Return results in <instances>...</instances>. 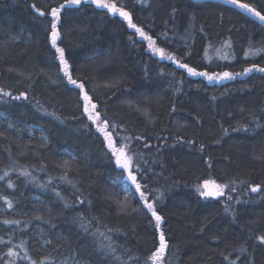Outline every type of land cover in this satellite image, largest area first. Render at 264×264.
Instances as JSON below:
<instances>
[{
  "label": "trees",
  "instance_id": "1",
  "mask_svg": "<svg viewBox=\"0 0 264 264\" xmlns=\"http://www.w3.org/2000/svg\"><path fill=\"white\" fill-rule=\"evenodd\" d=\"M241 1L264 15V0ZM115 2L164 57L88 0L62 9L57 45L163 217L160 264H264V190L251 191L264 189V72L208 80L167 58L209 74L264 67V51L245 56L264 50V28L215 2ZM62 3L0 0V264L70 254L85 264H153L155 220L60 71L48 13ZM204 180L226 185L223 195L201 197Z\"/></svg>",
  "mask_w": 264,
  "mask_h": 264
},
{
  "label": "snow or ice",
  "instance_id": "2",
  "mask_svg": "<svg viewBox=\"0 0 264 264\" xmlns=\"http://www.w3.org/2000/svg\"><path fill=\"white\" fill-rule=\"evenodd\" d=\"M82 2H84V0H64V3L60 4L59 7L51 8L50 13H48L52 18L50 42L52 47L55 48V51L58 54L60 71L63 72L65 77H67L68 82L79 88L81 92L84 101V113L87 114L88 120L96 124L97 131L101 132L104 135V139L107 141V146L110 149L112 155L115 157L116 165L122 168L125 172H127L128 178L131 180L132 184L135 185L136 192L139 193L140 200L143 201L144 208L151 213V216L155 220V228L159 232V246L155 249V251L152 253L151 257H149V259L153 262V264H160V261L164 257L165 251L168 247L165 234L163 231H161V223L163 217L158 214L154 203L151 202L146 197V193L144 191H141V185L138 182L136 175L131 171L132 157L127 155V145H121L117 147L111 132L107 131L109 127L108 122L104 121L103 124L98 123L100 121V114L98 111H96V104L92 102L91 97L85 91V85L83 83H78L77 80L73 79L70 72L69 63L67 59H65V50L57 45L58 39L61 38V33L59 31L58 24L61 20L62 9H65L70 5H79ZM88 2L94 4L97 8L107 9L109 13L118 14L119 16L123 17L124 20L128 22L129 27L135 29L136 33L139 34V36L143 37L149 42L148 46L154 53H156L161 57H164L166 55L165 49L157 47L155 44V40L147 33H145V31L142 28L138 27L135 23H133L130 13L126 11L122 6L118 7L115 0H88ZM227 2L235 5L236 7L245 9L246 11L252 13L254 16L258 17L261 22H264V15H262L260 11H257L256 8L253 7L252 5L248 3H243L241 2V0H227ZM33 8H35V5H33ZM36 11L41 16H44L46 14L44 11H41L38 8L36 9ZM260 51H264V50L262 49L250 50L248 52H245V56L256 55ZM167 58L176 62L179 67L186 69L188 74L192 76H197V75L204 76L208 80L231 79L236 75H244L253 70L264 72V67H258L257 65L253 64L251 67L245 68L243 72L240 73H231L226 71L220 74H209L206 71L199 72L195 67H190L188 64L180 63V61L176 60V58L171 54H167ZM4 95H8V93H4ZM24 96L25 93H21L20 96L15 97V99H20L21 97ZM112 127H115V125H112ZM201 148H203V145H201ZM225 187L226 185L217 184L213 180H204L202 184L196 186V190L197 192H199V195L201 197L209 198V197L222 196ZM261 190L264 189H262L260 185H255L252 186L251 188V191L254 193ZM233 191H235V189H233ZM127 195L128 193L127 191H125V196ZM121 204L123 205L125 204V202L122 201ZM8 206L11 207V202H8ZM5 223H9V222L5 221ZM258 239L261 242H264V236H260L258 237ZM9 255H14V253L11 250H9Z\"/></svg>",
  "mask_w": 264,
  "mask_h": 264
},
{
  "label": "rangeland",
  "instance_id": "3",
  "mask_svg": "<svg viewBox=\"0 0 264 264\" xmlns=\"http://www.w3.org/2000/svg\"><path fill=\"white\" fill-rule=\"evenodd\" d=\"M217 74V73H216ZM218 74H220V73H218ZM7 118H6V116L5 115H3V114H0V120L1 121H4V120H6ZM7 124H10V125H12V122L10 123L9 121L8 122H6ZM30 129V131H32V128H29ZM114 182H115V180H114ZM202 184V183H201ZM217 184H219V183H217ZM118 187L121 189V190H123L124 192L125 191H127V193L129 192V188H128V186L127 185H125V184H123V183H120L119 185H118ZM225 192V188H224V190H223V193ZM51 264H85L84 262H81L80 260H78V259H76V257H75V255H73V254H70V255H67V256H64V257H62V258H59V259H56V260H54Z\"/></svg>",
  "mask_w": 264,
  "mask_h": 264
},
{
  "label": "water",
  "instance_id": "4",
  "mask_svg": "<svg viewBox=\"0 0 264 264\" xmlns=\"http://www.w3.org/2000/svg\"><path fill=\"white\" fill-rule=\"evenodd\" d=\"M193 2L201 3V2H215V3H220L225 6H228L230 8H233L237 10L238 12L242 13L243 15L247 16L248 18L252 19L253 21L257 22L260 26L264 28V22H261L258 17L254 16L252 13L246 11L245 9L236 7L235 5L228 3L227 0H192ZM243 3H246L244 1H241ZM258 11V10H257ZM262 14V13H261ZM263 15V14H262Z\"/></svg>",
  "mask_w": 264,
  "mask_h": 264
},
{
  "label": "bare ground",
  "instance_id": "5",
  "mask_svg": "<svg viewBox=\"0 0 264 264\" xmlns=\"http://www.w3.org/2000/svg\"><path fill=\"white\" fill-rule=\"evenodd\" d=\"M93 11V9H92ZM197 29V28H196ZM262 32V31H261ZM134 40V39H133ZM192 53V52H191ZM187 60V59H186ZM59 73V72H58ZM204 89V88H203ZM97 103V102H96ZM15 129V128H14ZM89 131V130H88ZM78 158V157H77ZM8 193V192H7ZM41 196V195H40ZM13 198V197H12ZM256 198V197H255ZM251 200V199H250ZM243 207V206H242ZM3 237V236H2ZM6 249V248H5ZM17 251V250H16ZM55 252V251H54ZM29 257V256H28ZM2 264V263H1Z\"/></svg>",
  "mask_w": 264,
  "mask_h": 264
}]
</instances>
